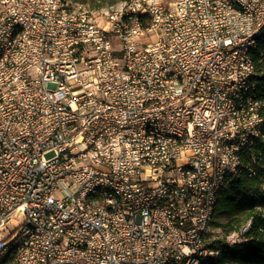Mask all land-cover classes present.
I'll return each mask as SVG.
<instances>
[{"label": "built area", "instance_id": "1", "mask_svg": "<svg viewBox=\"0 0 264 264\" xmlns=\"http://www.w3.org/2000/svg\"><path fill=\"white\" fill-rule=\"evenodd\" d=\"M262 18L264 0H130L111 14L0 0V264L216 255L215 185L238 176L247 139L264 142L263 117L243 121L264 106L259 89L246 91L257 80L248 36ZM145 34L155 39L139 43ZM248 226L227 242L243 241Z\"/></svg>", "mask_w": 264, "mask_h": 264}, {"label": "trees", "instance_id": "2", "mask_svg": "<svg viewBox=\"0 0 264 264\" xmlns=\"http://www.w3.org/2000/svg\"><path fill=\"white\" fill-rule=\"evenodd\" d=\"M251 54L255 62V78L259 82L258 95L264 100V38L258 42ZM261 114L264 116V107ZM242 162L244 167L253 168L255 173L251 176L244 172L239 174L221 191L215 202L211 222L218 225V218L234 215L239 209H245V217L235 218L233 222L235 224L230 226V231L224 238L215 240V244L212 245L208 243L210 248L220 250L217 262L212 261L211 264H264V213L256 210L249 202H241L242 195L253 194L259 190L264 177V142L261 139H256L250 148L242 151ZM247 222L249 226L243 233L244 240L228 243L226 235L241 232ZM9 259L10 253L6 254L2 261Z\"/></svg>", "mask_w": 264, "mask_h": 264}, {"label": "bare ground", "instance_id": "3", "mask_svg": "<svg viewBox=\"0 0 264 264\" xmlns=\"http://www.w3.org/2000/svg\"><path fill=\"white\" fill-rule=\"evenodd\" d=\"M148 4V0H131V4ZM229 6L238 7V0H229ZM124 4L113 8L107 9V14L111 13H119L120 10H123ZM264 38V18L261 21V28L255 30V32H251V35L248 36V44H251V51L257 46L258 42H260ZM107 43H113V35H107ZM252 72L256 73L255 62L251 61ZM251 74H241V82H250ZM255 89H259V82L255 80V84H246L247 92H255ZM261 98V97H260ZM264 106L259 108H247L246 112L243 113V121H251L256 116L263 117L261 114V109ZM241 109V102H232V111H239ZM145 133H153L160 134V127H157L155 124H146L145 125ZM255 139H247V147H251L254 143ZM243 163H234V172H238V175L243 173ZM245 173V172H244ZM230 177V170L221 169V178ZM222 185H215V192H221ZM107 193H115V185H107ZM218 196L213 198V206L209 209L208 215V227L213 218L214 206ZM248 224V222H247ZM246 224V226H247ZM198 230H206V222L198 223ZM242 242L236 241L235 243ZM232 244V243H230ZM215 256V253H207V254H198V252H188V255H184V262H192V259H196V261H205V262H193V264H211Z\"/></svg>", "mask_w": 264, "mask_h": 264}, {"label": "rangeland", "instance_id": "4", "mask_svg": "<svg viewBox=\"0 0 264 264\" xmlns=\"http://www.w3.org/2000/svg\"><path fill=\"white\" fill-rule=\"evenodd\" d=\"M73 3H80L84 4L87 3L88 8L94 11H101L106 9H113L116 7H119L125 3H127L130 0H71ZM84 2V3H83ZM155 37L153 35H142L138 38L139 43L144 42H151L154 40ZM264 69V68H263ZM241 202H249L252 204L256 210L262 211L264 213V177L262 178V181L260 183V188L257 192L253 194H244L241 196ZM245 209L238 210L237 213L231 216H222L218 218L219 221L218 225L213 224L210 222L209 229L207 232V241L209 244H215V240L221 239L225 237V234L228 233L230 230V226H233V222L235 218H243L245 217ZM228 220V221H227ZM215 249V247H214ZM217 253L214 256L213 262H217V256L220 252L218 248H216ZM213 264V263H212ZM235 264V263H234Z\"/></svg>", "mask_w": 264, "mask_h": 264}]
</instances>
